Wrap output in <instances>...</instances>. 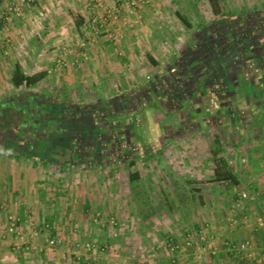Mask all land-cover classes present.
I'll list each match as a JSON object with an SVG mask.
<instances>
[{"label": "rangeland", "instance_id": "obj_1", "mask_svg": "<svg viewBox=\"0 0 264 264\" xmlns=\"http://www.w3.org/2000/svg\"><path fill=\"white\" fill-rule=\"evenodd\" d=\"M158 1L129 9L130 0H0V106L24 102L22 89L10 82L15 65L27 75L46 73L27 92L56 106L74 156L70 171H59L53 163L38 175L54 188L41 187L34 208L19 212L4 204L0 264H188L189 254L192 262L203 264L211 256L206 241L223 238L216 235L218 227L239 226L228 220L236 194L248 192L258 199L255 203L262 200L264 100L231 99L218 83L210 88L209 110L219 116L223 108L238 114H231L233 119L222 115V125L212 117L197 126L200 116L192 109L201 99L207 102L206 94L175 82L181 70L169 63L177 52L171 38L203 35L198 26L220 19L208 0ZM220 3L224 15H236L231 24L240 42L229 59L223 56L230 52L220 56L221 79L238 82L239 73L240 94L253 92L245 79L264 89V65L258 62L264 53V0ZM81 14L87 21L83 34ZM181 18L197 31L187 34ZM136 42L163 45L130 49ZM217 45L211 48L213 55H220ZM149 53L160 61L151 63L145 56ZM123 58L131 61L123 63ZM226 69L232 71L224 74ZM48 104H31L28 115L15 118V124L5 115L8 125L0 139L9 136L10 128L17 133L41 123L43 133H49L57 122L50 119ZM25 135L30 141L42 138L37 130ZM134 172L139 180L130 184ZM228 174L237 185L223 182ZM188 234L198 240L188 245ZM171 245L179 246L174 254Z\"/></svg>", "mask_w": 264, "mask_h": 264}, {"label": "crops", "instance_id": "obj_2", "mask_svg": "<svg viewBox=\"0 0 264 264\" xmlns=\"http://www.w3.org/2000/svg\"><path fill=\"white\" fill-rule=\"evenodd\" d=\"M159 3L163 4V0H159ZM156 3V0H154V4ZM190 3V2H189ZM221 4V3H220ZM213 13V12H212ZM156 15V14H154ZM180 15V14H179ZM212 15V14H211ZM214 15V14H213ZM80 19H82L83 24L81 25L80 32L81 34H83V27L85 25V23L87 22L85 20V16L84 15H80L78 16ZM236 15H228V17L226 15H224V12L221 8L220 11V15L219 18L220 19L217 21V23L214 22H208L203 24L202 26H198V29H201L199 33L202 32L203 35L201 34H196L197 37H192L189 38V36H187L186 40H182L181 37H178L177 39L175 38H171L172 41L175 40L174 42V46L173 48H175V51H177L175 54H173V56L170 57L169 62L170 64H176L173 65V68H178V70L174 71H179L181 70L179 73L181 75H178L175 80L176 83L179 82H183L186 84V86L191 87V90H196L198 93H202V91H204V93L206 94L205 97L202 96V98L204 97V100L207 102L204 103L202 102H197L195 104V109L193 111L194 112H198L199 114L195 119L198 120V125H202L203 123H205V121L211 120L212 117H216L215 120V124L217 125H222L223 122L226 120L223 119L222 121V115L227 116L229 119H233V116L235 114H238L237 111H231V113L228 111V109H221L219 111L220 116L219 115H214L211 113V111L209 110V107L211 106L209 102L212 101L211 98V92H210V88L212 86V84H210V79L211 76L208 74L210 71L208 70L209 68H211L212 64H210L209 60H205L204 55H208L206 51H212L211 48L213 46V44H220L217 45V47L219 46V49H225V52L229 51V50H236L238 51V44L240 43L239 41H237L233 35L235 34V28L233 27V23H232V19L235 18ZM212 18V16H211ZM243 18V16H241V19ZM240 19V18H238ZM260 19H262L260 17ZM232 23V24H231ZM190 24V22H189ZM191 25V24H190ZM235 25V24H234ZM185 28V27H184ZM234 29V30H233ZM144 29H142L143 31ZM183 34V30L184 29H179ZM186 33L188 34L189 31H197L193 26H189L185 28ZM115 33V31H113ZM142 33V32H141ZM137 35V33H135ZM139 34V33H138ZM180 34V33H179ZM223 36V38L221 37V40L217 39V40H213L214 36H217L219 38V36ZM174 36V34L172 35ZM132 40H134V38L132 37ZM172 41L170 42V44H172ZM124 42V41H123ZM258 43V41H257ZM123 44V43H122ZM170 44L168 45L170 47ZM112 45V43L110 42V46ZM113 45H116V43H113ZM123 45H126L125 42ZM132 50L136 49V47L134 48L135 45H138V47L140 48V46H142L143 48H146L148 50L150 49H157L160 47L162 48V43H159L157 45L155 44H140L139 43H131L130 46H132ZM129 49V46H127ZM172 48V51H173ZM213 48L216 49V46L214 45ZM212 48V49H213ZM214 49V50H215ZM216 52V50H215ZM210 53V52H209ZM145 56L147 57V60H149L151 63L156 64L158 63L160 60L159 58H157L154 53H149V54H145ZM131 58V57H130ZM208 59L211 60V58L209 57ZM123 63H129V61L126 58H123ZM202 60L204 63H202ZM251 59H247L245 62V66L244 67H248L249 63H250ZM100 61L102 62V60L100 59ZM249 61V62H248ZM97 62V61H96ZM248 62V63H247ZM122 63V64H123ZM197 64L201 65L203 64V69L200 70V72H198L197 74L200 75V77L197 76L195 70L193 68H195L197 66ZM219 64L221 65V59L219 60ZM205 74H208L205 75ZM247 75V74H246ZM247 77V76H246ZM245 79V78H244ZM174 80V79H173ZM208 80V81H207ZM166 79H164L163 83L165 84ZM198 82L199 84H202L203 87L200 89L198 86H196V83ZM162 83V81H161ZM245 83L247 84L248 88L251 89L250 94H240V91H236V89H232V91L228 90V94H232V98L234 99H238V96L240 94V97L244 100H247V102H249L251 99H254L253 101H262L264 100V89H262V86L259 87V89L257 88V86H253L250 83V80H246L245 79ZM181 85V83H180ZM178 87V86H177ZM185 87V86H184ZM161 88V87H160ZM189 88V87H188ZM198 89V90H197ZM185 90V89H183ZM191 93V92H190ZM238 94V95H237ZM160 97L163 99V93L160 95ZM18 99V98H17ZM244 103V107H239L244 109L248 103ZM33 104V103H32ZM53 104V103H52ZM243 103H241L242 105ZM2 105V104H1ZM17 105V107H16ZM54 105V104H53ZM203 106V107H202ZM7 107V108H6ZM0 106V131H2L3 133H5L6 129H4L5 126L8 125V122H6L5 120V115H8V118L10 121H12L14 124L15 122V118L17 117V115L19 113H21V116H23L25 118V116L28 115V108L31 107V101H26V102H22L20 101L19 104L17 103H10L9 105L7 104V106ZM16 107V109H15ZM55 107V105H54ZM199 107V108H196ZM237 108V107H236ZM235 109L234 107H231V110ZM238 109V108H237ZM20 110V111H18ZM202 110H204L205 112H203ZM15 114V116H14ZM34 114V113H33ZM60 114V113H59ZM219 116V117H217ZM236 116V115H235ZM234 116V117H235ZM29 119V118H28ZM43 121V120H41ZM197 122V121H196ZM211 124V123H209ZM207 125V123H206ZM35 128V127H34ZM31 127V130L29 128H26L25 130H22V135L26 132H34L35 130H37L39 133H41V135L45 132L44 130V126H42V123L40 125V128L38 127V129H34ZM37 128V127H36ZM9 131V136H6L3 139H0V210H2L4 208V204H6V208L8 210H13V211H25V210H29L30 207L34 208L35 202H36V194H42L43 195V190L44 188L47 186L50 190V188H54V187H50L51 184L49 185L50 182H46L44 178H42L41 176H38L41 172H46L45 170L51 166V164H56L57 166H59L58 170L59 171H70L72 168V159H74L73 157L69 158V159H65L63 156H60L59 151H61V149H63V145H61L59 142L55 140H53V136L51 138L48 139V144L46 145L44 142L42 144L39 145V139L34 140V141H30L29 137H26V135L24 137H22L21 135H19L18 133L15 132V129L11 128L8 130ZM51 131V129H50ZM44 144L46 145V147L44 146ZM46 148V155L44 159L39 160L40 158H38V154L42 152V150H44L43 148ZM71 148H73V145H70ZM23 150V151H22ZM24 150H26V154H23L22 152H24ZM28 150V151H27ZM59 153V154H58ZM45 155V154H44ZM216 171V169H215ZM218 171H216L217 173ZM215 173V172H214ZM36 188V190H34ZM44 187V188H41ZM262 189H264V186ZM54 191V190H53ZM32 195L31 199H26L27 197H25L26 195ZM238 194V193H237ZM236 194V195H237ZM35 196V197H34ZM263 198L262 200L264 201V190L262 192ZM4 197V198H3ZM35 199V200H32ZM260 203V201H259ZM34 204V205H31ZM229 203H226V206ZM255 206L257 207L255 204H250L249 210H251V208ZM232 209H239L238 205L236 203H231L230 206ZM211 209L214 210L215 206L211 205ZM258 209V207H257ZM260 211V213L262 214L261 216L263 217V222H264V214L262 213V207L260 204V207L258 209ZM239 213V212H238ZM213 227V226H212ZM217 228V227H216ZM228 229V228H227ZM223 229V228H219L216 231V235H221L223 236V238L219 241H213L214 245L216 247H221L222 243L230 240L232 242L236 243H240L241 241L245 240V239H249L251 240L253 247L255 249V253L256 255L262 256L264 254V225L262 227H258L257 224L255 222H253V224L249 223L248 225H244L242 223L239 224L238 228H234L232 229L230 227V230L228 229ZM223 230V231H222ZM209 238V236H206ZM197 237H196V241H197ZM208 242V241H206ZM196 243V242H195ZM209 243V242H208ZM211 243V242H210ZM263 244V245H262ZM263 250V252H262ZM220 258L217 260V258H213V257H209V262H205L203 264H252L251 261H246V262H240L237 260L236 256L227 252V251H221L220 252ZM192 254H189V258H188V264H195L196 262L193 261L192 258ZM19 256H16V260L19 261L20 259H18ZM213 258V260H212ZM211 261H213V263H211ZM17 263H22L21 261L17 262Z\"/></svg>", "mask_w": 264, "mask_h": 264}, {"label": "built area", "instance_id": "obj_3", "mask_svg": "<svg viewBox=\"0 0 264 264\" xmlns=\"http://www.w3.org/2000/svg\"><path fill=\"white\" fill-rule=\"evenodd\" d=\"M23 1L27 4L32 2V0H23ZM88 1L91 3L99 2V0H88ZM119 1L123 2L127 0H117V2ZM130 1L131 2L129 3V9L130 8L133 9V7H137L139 2L142 3L149 2V0H130ZM101 5H102L101 3L98 4V6ZM92 23H96V19H92ZM257 200L252 194L248 192H239L237 194V201L235 202L238 205L239 209L235 210L231 208L228 215L230 216L228 218L230 224L232 225L236 223L238 224L242 223L244 225H248L251 221H254L258 227H262L264 225V222H263V217H261L258 210L260 204L258 205L259 202L255 203ZM249 204H255L258 207V209L257 207L253 206L251 210H249V207H247ZM262 205L264 206V201ZM262 213L264 214V208H262ZM200 234H201V238L205 239V235H204L205 232L201 231ZM186 240H187V244L189 245L192 244L194 240H196V237L188 234ZM50 243L54 244V241H51ZM178 249H179L178 245L170 246V250L173 254L176 253ZM206 249L213 258H217L220 252L224 250L235 255L237 260L240 262L251 261L252 264H264V254L262 256L256 255L253 244L249 239H245L240 243H236V244L230 240H227L222 243L221 247H216L214 244L207 242Z\"/></svg>", "mask_w": 264, "mask_h": 264}, {"label": "trees", "instance_id": "obj_4", "mask_svg": "<svg viewBox=\"0 0 264 264\" xmlns=\"http://www.w3.org/2000/svg\"><path fill=\"white\" fill-rule=\"evenodd\" d=\"M208 3L210 5V8L213 12V14L216 16V17H219L220 15V11H221V4H220V0H208ZM182 19V22L185 24L186 27H189V23L187 21L186 18H181ZM83 20L79 18V22H78V27L80 28L81 25L83 24L82 22ZM46 77V73L44 72H41V73H38V74H34V75H27L25 74L21 68L18 66V65H15V70L12 72L11 74V79H10V82L13 84V86L16 88V89H22V92L20 93V96L22 98V100L24 102L26 101H31V104L34 103L35 106L36 104L38 105H41V104H46V105H49L48 102L50 103V108H51V112L50 113H54V111L56 110L57 111V108L56 106L54 107L51 103L50 100L48 99H44V98H40V97H37L36 95L34 94H29V92L27 91H30L32 88H34L35 86L38 85L39 82H41L44 78ZM19 96V97H20ZM20 111V110H18ZM31 111V110H30ZM34 113V112H33ZM31 112V114H33ZM49 115H52L50 114ZM48 115V114H47ZM58 114H56L57 116ZM15 116V114H14ZM55 116V117H56ZM20 117H23L21 116V113H19L17 115V119L20 118ZM48 117V116H47ZM58 117V116H57ZM11 118V117H10ZM59 118V117H58ZM19 120L15 121L16 123L18 122ZM55 121V120H53ZM56 122V121H55ZM60 129V130H59ZM18 130V129H17ZM22 131H19L18 130V134L21 135L22 137H24L21 133ZM64 129L62 128V126L60 125H53L51 126V131L49 133H44V135L42 134V138L39 142V145L42 144L43 142L47 145L48 144V139L51 138L53 136V140L56 139H61L64 137ZM4 135L2 131H0V137ZM44 144V146L46 147V145ZM43 148L44 150H42L41 153L38 154V158H40L39 160L41 159H44L45 156H47L46 154V148ZM23 151V150H22ZM70 152H71V147L69 149H67L66 147H63V149H61V151H59L60 153V156L64 157L66 160L69 159L70 157ZM58 153V154H59ZM45 154V155H44ZM69 157V158H68ZM139 179L137 177V174L134 172L132 174H130V178H129V183L132 184L134 182H137ZM223 182H233L235 185H237V181L236 179L231 175V174H228L226 176V180H224ZM180 196L179 194H177V198L179 199ZM180 200V201H179ZM178 201L181 202L183 199H179ZM263 203V200H260V204L262 205ZM262 208H264V206L262 205L261 206ZM90 251V250H89ZM81 264H88V263H85V262H82Z\"/></svg>", "mask_w": 264, "mask_h": 264}, {"label": "flooded vegetation", "instance_id": "obj_5", "mask_svg": "<svg viewBox=\"0 0 264 264\" xmlns=\"http://www.w3.org/2000/svg\"><path fill=\"white\" fill-rule=\"evenodd\" d=\"M217 51V50H216ZM225 51V49H221V51H220V55H213L212 53H210L209 54V52H211V51H206V52H208L207 54L208 55H204V57H205V60H209V61H212V62H210V64H212L213 62L215 63H217V65L219 64V60L221 59L220 58V56H223V52ZM231 51H234V50H229L228 52H230L227 56H223V59H229L228 57L231 55ZM260 55H261V53L257 56V57H260ZM264 55V53L262 54V56ZM262 56H261V58L260 59H258V62H262V64L264 65V60L262 59ZM211 58V60L210 59H208V58ZM215 59H214V58ZM217 57H219L220 59L218 60V58ZM254 57V56H253ZM256 57V58H257ZM214 59V60H213ZM223 59H221V60H223ZM249 62V61H248ZM243 65V64H242ZM203 64H197V66L195 67V68H193L194 70H195V72H196V74L198 73V72H200V70L201 69H203ZM217 68V69H216ZM214 67L213 66V64H212V66H211V68H209L208 70L210 71L208 74L211 76V79L209 80L210 81V84H212V86H214V85H217L218 83L220 84V83H223V86H226L225 88V90L228 92V90L230 89V91H231V88L232 89H236V88H239L238 87V84H239V76H240V74L238 73V76H237V79H238V82H234L233 80H228V79H221V75H220V71L219 70H221V67L218 65L217 67ZM240 68H242V66L240 67ZM232 70L234 71V69L232 68ZM232 70H225L224 71V74H227L228 75V73L230 72V71H232ZM208 74H205V75H207L208 76ZM223 74V75H224ZM197 76L198 77H200V75L199 74H197ZM226 76V75H225ZM208 81V80H207ZM194 84H196V86H198L200 89L203 87V85L202 84H199L198 82H196V83H194ZM221 85V84H220ZM221 89V88H220ZM236 91H238V89H236ZM238 99H239V101H243V99L240 97V95L238 96ZM236 108V107H235ZM50 114H52L51 115V120H55L56 122H57V124L56 125H62V123H64V122H61L60 121V116H56V114H57V111L55 110L54 111V113H50ZM46 116H48L47 118L49 119V115H47L46 114ZM56 116V117H55ZM49 119V120H50ZM67 123L68 122H65V125H67ZM76 125V124H75ZM63 126V125H62ZM63 128V127H62ZM64 129V128H63ZM65 132V131H64ZM41 140V138H39V141ZM68 138L67 137H63V138H61V139H57V142H59L61 145H63L64 147H66L67 149H69L70 148V144L68 143ZM70 158L71 157H73L74 158V156H73V152L71 151L70 152V156H69ZM68 157V158H69Z\"/></svg>", "mask_w": 264, "mask_h": 264}]
</instances>
